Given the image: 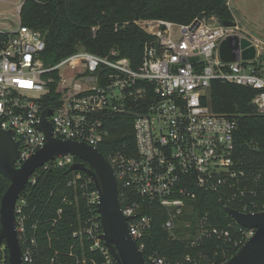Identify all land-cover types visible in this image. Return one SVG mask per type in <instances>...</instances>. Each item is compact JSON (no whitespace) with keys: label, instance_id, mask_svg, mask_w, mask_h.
<instances>
[{"label":"built area","instance_id":"built-area-1","mask_svg":"<svg viewBox=\"0 0 264 264\" xmlns=\"http://www.w3.org/2000/svg\"><path fill=\"white\" fill-rule=\"evenodd\" d=\"M137 24L150 38L143 45L136 68L126 58L108 59L85 50L46 66V42L40 31L20 20L14 31L1 29L0 127L12 131L19 142L15 167L20 168L48 142L40 129L46 110L51 111L46 119L52 126V138L84 143L97 150L111 135L112 116H134L135 154L114 151L107 161L117 178L120 203L125 204L121 205L122 212L132 218L128 221L129 232L144 254L143 240L153 223L152 216L141 214L145 203L158 205L166 212L163 228L172 239H177V222L192 210L199 191L222 198L225 208L230 203L241 205V210H234L243 214L264 212V204L245 201L249 192L241 184L246 173L236 168L233 159L235 115L216 113L204 103L213 82L242 86L256 92L252 104L256 113L264 116V69L258 68L263 62L256 63L264 48L238 25L226 27L215 18L196 19L189 25L161 20ZM228 38L233 54L239 57L236 62L226 63L220 57V45ZM243 39L256 50L252 61L242 59ZM195 57L198 60L192 62ZM123 148L127 149L126 144ZM76 159L66 155L45 163L28 184H36L48 170H69L79 163ZM72 172L78 173L71 185L83 179V196L96 208V215L88 220L83 232L74 236L86 235L89 252L101 259L84 258L82 263L117 264L102 238L99 193L93 179L84 171ZM82 172L86 176L82 177ZM21 194L15 220L22 260L23 264H35L38 243L35 237H26L24 211L28 204ZM251 194L255 195L253 191ZM254 234L255 230L246 229L242 246ZM212 238L231 241V234L229 230L211 228L205 217L189 245L200 246ZM214 255H187L175 264H216ZM148 260L151 264H172L155 254Z\"/></svg>","mask_w":264,"mask_h":264},{"label":"trees","instance_id":"trees-1","mask_svg":"<svg viewBox=\"0 0 264 264\" xmlns=\"http://www.w3.org/2000/svg\"><path fill=\"white\" fill-rule=\"evenodd\" d=\"M202 18H215L221 23L233 21L229 0H25L19 12L23 25L43 34L44 55L50 61L57 62L77 50H85L108 59L126 58L135 68L141 62L143 45L150 38L137 22L161 20L189 25ZM93 28H96L95 32ZM258 68L263 70L264 64ZM255 95L253 89L213 82L204 103L216 113L235 115L233 159L236 168L246 173V180L241 184L249 192L245 201L262 205L264 116L257 114L252 104ZM133 122L132 115H115L109 119L111 135L99 148L106 159L114 151L135 154ZM125 144L127 149L123 148ZM76 160L81 163L80 159ZM77 173L68 168L48 170L36 184H28L21 194L28 204L24 211L26 237H35L38 243L35 264H83L84 258L101 259L89 252L90 242L86 235L82 238L74 236L83 232L88 220L96 215V208L83 196V179L71 185ZM81 175L86 176L83 172ZM9 186L10 181L0 175V205ZM121 205L124 207L125 204L122 202ZM225 205L217 195L199 191L192 210L180 218L179 222L185 226L178 223L174 231L177 239H172L163 228L166 212L158 205L143 204L141 214L148 213L153 219L152 229L143 240L145 260L151 264L148 257L155 254L175 264L187 255L198 258L203 254L214 258L216 253V264L228 261L241 248L246 229L238 226L226 213ZM229 207L241 210V205L236 203H230ZM205 217L211 228L229 230L231 241L212 238L191 247L189 243L199 232ZM230 224L232 228H229ZM0 264H9L5 242L0 248ZM85 264L91 262L87 260Z\"/></svg>","mask_w":264,"mask_h":264},{"label":"water","instance_id":"water-1","mask_svg":"<svg viewBox=\"0 0 264 264\" xmlns=\"http://www.w3.org/2000/svg\"><path fill=\"white\" fill-rule=\"evenodd\" d=\"M223 25L237 26L234 21L223 22ZM250 45L251 43L245 39L241 41L244 61H252L256 57V50ZM232 51L231 40L228 38L220 45L221 59L226 63L238 61L239 57ZM197 60L198 58L195 57L192 62ZM50 114V110L44 111L40 123V129L46 133L48 142L20 168L15 167L20 153L19 142L15 141L12 131L3 130L0 127V175L10 181V186L2 197L0 205V248L5 242L9 253V264H23L22 248L15 220V207L20 194L39 167L59 156L66 155L75 156L82 161V163L74 164L69 169L70 172L84 171L94 181L99 193L98 213L103 229L102 238L116 263L148 264L129 232L128 221L132 218L124 216L122 212L118 182L112 166L99 150L91 146L52 138V126L46 119ZM225 211L241 227L255 230V234L232 258L221 264H264V212L243 214L229 207H226Z\"/></svg>","mask_w":264,"mask_h":264},{"label":"rangeland","instance_id":"rangeland-1","mask_svg":"<svg viewBox=\"0 0 264 264\" xmlns=\"http://www.w3.org/2000/svg\"><path fill=\"white\" fill-rule=\"evenodd\" d=\"M24 1L0 0V24L4 30L14 31L17 28L20 20L19 12ZM229 7L235 17L233 21L241 31L256 38L264 48V0H229ZM261 62L264 64V53L256 59V63ZM54 63L47 60L45 65L50 66ZM178 223L181 227L185 226L179 221L177 225Z\"/></svg>","mask_w":264,"mask_h":264},{"label":"crops","instance_id":"crops-1","mask_svg":"<svg viewBox=\"0 0 264 264\" xmlns=\"http://www.w3.org/2000/svg\"><path fill=\"white\" fill-rule=\"evenodd\" d=\"M233 14V13H232ZM233 17H234V14H233ZM235 18V17H234ZM3 29L2 25L0 24V30Z\"/></svg>","mask_w":264,"mask_h":264}]
</instances>
